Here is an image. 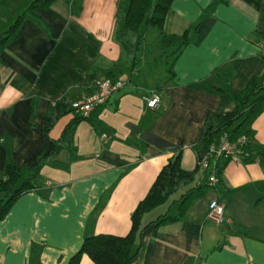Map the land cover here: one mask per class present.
<instances>
[{
    "label": "crops",
    "instance_id": "crops-1",
    "mask_svg": "<svg viewBox=\"0 0 264 264\" xmlns=\"http://www.w3.org/2000/svg\"><path fill=\"white\" fill-rule=\"evenodd\" d=\"M120 1L0 0V26L16 16L0 34L7 38L0 44V177L8 165L20 168L21 179L38 171L35 189L0 219V264H68L85 237L126 236L175 154L181 169L196 168L206 116L233 112V98L264 76V0H174L163 30L145 35L133 79L115 37ZM184 32L189 41L176 56L160 47L162 34ZM91 76L127 85L89 118L70 112L45 134L56 102L90 95ZM152 93L160 99L154 109L143 100ZM250 129L264 149V110ZM60 140V151L44 161ZM220 165L215 186L200 169L185 205L144 216L153 223L129 264H264V152ZM213 199L228 223L207 220ZM79 264L94 263L83 256Z\"/></svg>",
    "mask_w": 264,
    "mask_h": 264
},
{
    "label": "trees",
    "instance_id": "trees-1",
    "mask_svg": "<svg viewBox=\"0 0 264 264\" xmlns=\"http://www.w3.org/2000/svg\"><path fill=\"white\" fill-rule=\"evenodd\" d=\"M174 0H121L116 15L117 43L130 62L129 76H136V69L140 64L141 51L145 35L153 30L162 31ZM34 5V4H33ZM33 5L31 7H33ZM16 24L7 36L17 29ZM6 34L0 37V44L7 38ZM188 32L182 35H161L159 45L161 48H172L171 55L176 56L188 43ZM98 79L94 76L88 79V88L96 89ZM90 93V94H91ZM235 109L225 115L208 114L200 130L199 139L195 146L196 157L199 159L209 148L215 144L223 133L230 134L236 140L245 135L249 143L245 149L249 160L261 157L264 149L257 147L253 142L250 129L252 122L264 110V76L249 81L244 91L233 98ZM71 102L63 99L56 102L53 110L45 118L43 132L46 134L58 119L72 112ZM80 119H84L79 117ZM63 143H54L52 150L44 158L49 161L50 155L60 151ZM200 168L197 165L193 171H185L180 167V154H175L159 172L154 184L145 198L137 205L131 216V228L123 237L111 235H95L85 237L83 243L69 260L68 264H79L83 256L88 257L94 264H129L141 249V236L152 223L145 224L144 216L151 211L165 205L168 201L179 195L172 202L185 203L192 196L189 186L196 180ZM35 171L25 179H21L20 168L8 165L0 177V219L5 216L11 205L24 193L35 189ZM170 208V207H169ZM169 219L168 216L159 218L155 223Z\"/></svg>",
    "mask_w": 264,
    "mask_h": 264
},
{
    "label": "built area",
    "instance_id": "built-area-1",
    "mask_svg": "<svg viewBox=\"0 0 264 264\" xmlns=\"http://www.w3.org/2000/svg\"><path fill=\"white\" fill-rule=\"evenodd\" d=\"M260 53L264 55V38L258 43ZM127 83L123 79L103 78L97 81L96 89L93 93L83 99L71 102V109L74 114L81 118H89L97 109L104 106L111 96L124 89ZM146 107L154 109L159 104V96L152 93L144 97ZM103 140L110 139V136L102 135ZM249 143V138L245 135L239 136L236 140L232 139L230 134L223 133L218 141L209 146L207 151L197 159V165L203 171L208 172L207 185L215 186L219 182L221 162H241L242 158H249L245 147ZM207 220L216 224L223 225L229 220L224 215V205L217 199L208 203ZM202 264V263H200Z\"/></svg>",
    "mask_w": 264,
    "mask_h": 264
},
{
    "label": "rangeland",
    "instance_id": "rangeland-1",
    "mask_svg": "<svg viewBox=\"0 0 264 264\" xmlns=\"http://www.w3.org/2000/svg\"><path fill=\"white\" fill-rule=\"evenodd\" d=\"M15 19H16V16H10V18L6 21V23H3V24H1L2 26H0V34L2 33V32H4V31H6V30H8L13 24H14V22H15ZM170 51H171V53L174 51L173 49H170ZM143 72H145V71H143ZM27 176H26V174L22 177V179H25ZM179 197V195H176L175 197H172L169 201H168V203L166 204V205H164L162 208H160L158 211H157V213H162V214H164L165 212H166V210L168 209V207H170V208H172V207H174L175 205H176V207H175V210H172L171 211V214H173L174 212L173 211H177L178 210V204H175L174 206L173 205H171L172 204V202L175 200V199H177ZM154 214V213H153ZM150 215V216H154V215ZM156 214V213H155ZM169 214H170V212H169Z\"/></svg>",
    "mask_w": 264,
    "mask_h": 264
},
{
    "label": "water",
    "instance_id": "water-1",
    "mask_svg": "<svg viewBox=\"0 0 264 264\" xmlns=\"http://www.w3.org/2000/svg\"><path fill=\"white\" fill-rule=\"evenodd\" d=\"M43 2H47V1H49V0H42Z\"/></svg>",
    "mask_w": 264,
    "mask_h": 264
}]
</instances>
